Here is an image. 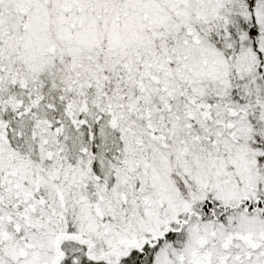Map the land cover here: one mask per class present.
Here are the masks:
<instances>
[{"label":"snow or ice","instance_id":"snow-or-ice-1","mask_svg":"<svg viewBox=\"0 0 264 264\" xmlns=\"http://www.w3.org/2000/svg\"><path fill=\"white\" fill-rule=\"evenodd\" d=\"M0 264H264V0H0Z\"/></svg>","mask_w":264,"mask_h":264}]
</instances>
